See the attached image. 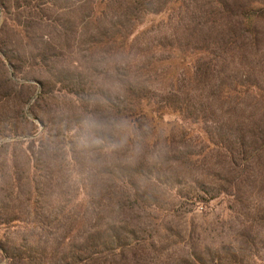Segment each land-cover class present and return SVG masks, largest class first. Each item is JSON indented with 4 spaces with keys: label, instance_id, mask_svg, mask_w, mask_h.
<instances>
[{
    "label": "rangeland",
    "instance_id": "rangeland-1",
    "mask_svg": "<svg viewBox=\"0 0 264 264\" xmlns=\"http://www.w3.org/2000/svg\"><path fill=\"white\" fill-rule=\"evenodd\" d=\"M0 245L264 264V0H0Z\"/></svg>",
    "mask_w": 264,
    "mask_h": 264
},
{
    "label": "trees",
    "instance_id": "trees-1",
    "mask_svg": "<svg viewBox=\"0 0 264 264\" xmlns=\"http://www.w3.org/2000/svg\"><path fill=\"white\" fill-rule=\"evenodd\" d=\"M131 92L132 91H130V93ZM142 102H143V100H141V102H139L141 104V107H142ZM0 252L5 256V259H7L8 262H11V264H20V263H18L17 259L15 260V256H11V253L9 252V249H7L4 245H0Z\"/></svg>",
    "mask_w": 264,
    "mask_h": 264
}]
</instances>
